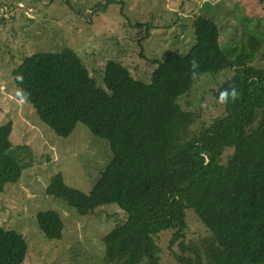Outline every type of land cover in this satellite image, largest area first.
<instances>
[{
	"label": "trees",
	"instance_id": "obj_1",
	"mask_svg": "<svg viewBox=\"0 0 264 264\" xmlns=\"http://www.w3.org/2000/svg\"><path fill=\"white\" fill-rule=\"evenodd\" d=\"M104 1L92 10L119 5L122 27L140 31L139 56L154 66L149 81L116 60L105 62L97 80L70 47L34 53L11 74L20 98L56 136L67 139L81 124L110 144L112 156L89 192L58 173L45 195L87 218L117 206L124 219L102 238L104 264H161V245L176 264H264V27L255 19L224 51L217 23L198 14L189 52L161 61L144 55L152 22L134 24L123 0ZM2 7L11 12L0 23L17 16L19 8ZM204 74L214 75L215 86L197 93ZM12 133V122L0 125V194L23 174L10 151L28 147L14 146ZM189 212L201 224L195 230ZM35 222L53 247L64 242L66 221L55 207ZM29 251L21 232L0 225V264H24Z\"/></svg>",
	"mask_w": 264,
	"mask_h": 264
},
{
	"label": "rangeland",
	"instance_id": "obj_2",
	"mask_svg": "<svg viewBox=\"0 0 264 264\" xmlns=\"http://www.w3.org/2000/svg\"><path fill=\"white\" fill-rule=\"evenodd\" d=\"M181 1L123 0L124 14L130 21L152 22L150 37L142 43L147 58L163 61L170 52L188 53L195 39L192 20L198 14L217 23L224 51L246 33L255 19L264 27V11L257 0H184V9L180 8ZM97 3L105 1L0 0V5L19 8L13 20L0 23V125L12 122L13 145L28 147L10 151L21 159L23 174L18 184L6 186L0 194V225L25 236L30 251L24 264H104L102 238L124 219L114 205L103 207L104 212L92 218L77 214L79 219L63 201L45 195V188L58 173L63 174L68 186L89 192L109 159L110 144L81 124L67 139L56 136L20 98L11 77L12 71L32 54L70 47L88 62L97 80L103 77L105 62L116 60L134 78L149 81L154 66L139 56L140 31L122 27L127 19L119 5H111L101 13L92 10ZM20 8H25L24 13ZM211 76H201L194 87L197 93L208 84L215 86L214 79L208 78ZM47 157L52 162H47ZM54 207L66 221L65 240L57 247L39 234L35 222L38 212ZM188 219L193 230L200 227L193 212L188 213ZM161 248V264H176L166 247Z\"/></svg>",
	"mask_w": 264,
	"mask_h": 264
},
{
	"label": "built area",
	"instance_id": "obj_3",
	"mask_svg": "<svg viewBox=\"0 0 264 264\" xmlns=\"http://www.w3.org/2000/svg\"><path fill=\"white\" fill-rule=\"evenodd\" d=\"M10 9L6 8V7H2L0 8V18H3V17H9L10 15Z\"/></svg>",
	"mask_w": 264,
	"mask_h": 264
},
{
	"label": "clouds",
	"instance_id": "obj_4",
	"mask_svg": "<svg viewBox=\"0 0 264 264\" xmlns=\"http://www.w3.org/2000/svg\"><path fill=\"white\" fill-rule=\"evenodd\" d=\"M194 65H195V62H193V66H194ZM232 95H235V90H234V89H233V91H232ZM221 96H222V98H223L224 93H222Z\"/></svg>",
	"mask_w": 264,
	"mask_h": 264
}]
</instances>
